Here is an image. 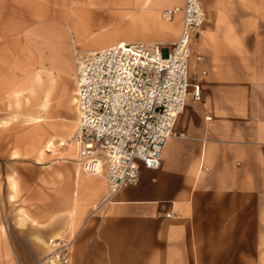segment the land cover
Returning a JSON list of instances; mask_svg holds the SVG:
<instances>
[{
  "label": "crops",
  "instance_id": "1",
  "mask_svg": "<svg viewBox=\"0 0 264 264\" xmlns=\"http://www.w3.org/2000/svg\"><path fill=\"white\" fill-rule=\"evenodd\" d=\"M184 1L87 0L79 6L75 0H1L0 19L6 12L3 25L12 26L8 12L25 11V5L70 12L34 27L41 28V67L52 74L73 68L75 75L77 54L113 43L171 46L182 15L169 22L161 13ZM200 2L204 19L193 33L188 73L189 89L198 82L201 99L188 96L160 166L142 165L135 183L107 199L105 170L83 171L69 142L74 121L53 125L63 130L52 137L66 140H53L54 149L43 148L10 181L13 212L6 231L0 228V264H47L49 240L58 237L71 240L68 264H264V0ZM100 5L123 13L122 29L90 33V11ZM13 25L32 26L24 20ZM70 29L83 44L74 48V65L66 54ZM93 37L107 42L90 48ZM76 116L78 122L77 106Z\"/></svg>",
  "mask_w": 264,
  "mask_h": 264
},
{
  "label": "built area",
  "instance_id": "2",
  "mask_svg": "<svg viewBox=\"0 0 264 264\" xmlns=\"http://www.w3.org/2000/svg\"><path fill=\"white\" fill-rule=\"evenodd\" d=\"M182 15L181 30L171 46L159 42L121 41L75 57L78 125L69 139L86 173L103 176L107 199L139 178L141 166H160L163 147L189 95L201 99L190 81L194 30L204 19L200 0L166 8L171 20ZM50 264H68L71 240H51Z\"/></svg>",
  "mask_w": 264,
  "mask_h": 264
},
{
  "label": "rangeland",
  "instance_id": "3",
  "mask_svg": "<svg viewBox=\"0 0 264 264\" xmlns=\"http://www.w3.org/2000/svg\"><path fill=\"white\" fill-rule=\"evenodd\" d=\"M75 1L79 6L87 2V0ZM25 9L27 10L21 12H8L11 16L10 27L3 25L7 23L6 12H4L5 19L3 17L0 19V228L3 231H6L9 217H12L10 215L13 212L11 179L14 176H21L22 165L35 163V160L39 159V150L45 148L47 137L53 132L63 130L57 126L72 123V120L77 118L76 102H72L76 90L73 68L68 73L51 69L53 77L49 78L46 70L41 67L42 63L38 62L42 39L36 32L41 28L34 27L36 23L50 15L66 16L70 12H37L33 5H25ZM164 10L161 13V20L170 22L171 20H165ZM86 13V11L77 12L81 15ZM122 15V12L109 9L107 6H96L90 11V19L93 21L90 33L97 32L98 35H104L122 29L124 23ZM22 20L26 25L32 26L28 28L13 25ZM70 36L71 51L66 54L71 55L74 65V48L80 49L83 44L77 42L75 29H70ZM106 42L104 38L93 37L89 44L90 48H97ZM47 54L48 50L45 48L44 55ZM43 65L51 68L50 60L45 59ZM36 74H41L40 82H37ZM48 87L49 101L45 111L40 107V102ZM37 114H42L43 120L38 123L32 122L31 118ZM55 124L57 126L53 130L52 126ZM66 138L54 137L53 140L65 141ZM50 148L54 149V145Z\"/></svg>",
  "mask_w": 264,
  "mask_h": 264
},
{
  "label": "bare ground",
  "instance_id": "4",
  "mask_svg": "<svg viewBox=\"0 0 264 264\" xmlns=\"http://www.w3.org/2000/svg\"><path fill=\"white\" fill-rule=\"evenodd\" d=\"M178 14V13H177ZM166 20V19H165ZM46 71H49V70H46ZM40 72V71H39ZM41 73V72H40ZM48 76H49V78L50 79H52V77H53V74L51 73V71H49L48 72ZM40 77H41V74L40 75H38V74H36V79H37V82H40ZM49 79V80H50ZM52 90V89H51ZM44 92V91H43ZM48 92H49V87L48 88H46L45 89V92H44V97H43V99L41 100V102H40V107H42V109L43 110H47V105H48ZM72 102L73 103H75L76 102V97L73 95L72 96ZM74 111H75V109H74ZM43 118H44V116L42 115V114H37L36 116H33L32 118H31V121L32 122H35V123H38V122H41L42 120H43ZM73 123H74V127L76 128V126H77V118H75V119H73ZM77 122V123H76ZM63 138V137H62ZM51 145H54V142H53V137H52V135L49 137V139H47V141H46V144H45V147H50ZM48 149V148H47ZM42 148H40V150H39V153H42ZM59 238V237H58ZM54 239H57V238H53V239H50L49 240V245H52V243H50V241L51 240H54ZM49 247V246H48ZM46 259V258H45ZM45 263H47V264H50L49 263V261L46 259L45 260Z\"/></svg>",
  "mask_w": 264,
  "mask_h": 264
}]
</instances>
